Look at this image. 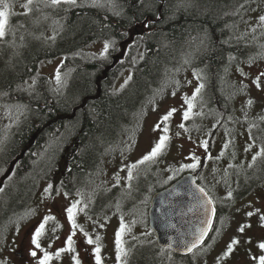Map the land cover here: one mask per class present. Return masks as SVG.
Listing matches in <instances>:
<instances>
[{
    "label": "rangeland",
    "instance_id": "obj_1",
    "mask_svg": "<svg viewBox=\"0 0 264 264\" xmlns=\"http://www.w3.org/2000/svg\"><path fill=\"white\" fill-rule=\"evenodd\" d=\"M11 2L14 12L19 15L20 33L26 34L22 38L11 35L8 38L10 46L35 37L39 28L46 25L61 26V19L49 12L51 0H34L30 12L27 9L20 11L27 0H0V10L6 8L8 17L10 11L6 3ZM248 9L238 24V31L241 35H250L255 43L251 48L253 61L242 68H234L238 72L235 73L233 89L238 95L228 103L231 106L228 120L221 117L208 91L195 92L200 82L195 68L179 65L136 114L135 124L124 136L119 138V129L114 125L99 139V145L107 146V149H102L100 156L92 161V168L85 170L84 178L78 180L80 184L69 181L67 188L58 178L40 183L31 206L23 212L18 211L14 217L21 214L19 221L11 226L8 239L1 243L0 263L39 264V260L48 253V264H77V261L79 264H96L94 249L98 244L102 264H260L259 257L264 256V249L259 247L264 242V220H261L264 216V184H257L246 201L235 200L255 185L261 176L264 177V156L253 161V156L264 147V76L261 75L264 73V22L259 20L264 15V0H255ZM53 31V26H49L44 33L52 34ZM106 43L96 42L90 51L102 55ZM107 45L112 51L110 43ZM111 46L117 51L121 45ZM206 49L200 37L199 40L186 41V44L173 48V56L178 59L174 62L179 64L184 54L193 62ZM61 61L59 58L44 60L38 68V73L46 75L56 88L67 83L70 76L59 78ZM173 66H169L168 72ZM204 71L207 76L205 68ZM258 76L259 87L254 83ZM129 78L130 70L126 69L116 79V85L123 86ZM64 91L68 89L64 87ZM186 98L193 104L187 119L184 118V112L188 110ZM172 109L175 111L165 121L163 117ZM27 112L23 105L17 103L0 108V145L8 139L10 127L16 125L15 116ZM76 129L64 127L67 136ZM162 135L168 137L164 149L154 159L137 163ZM63 140L52 142L49 149L41 153V160L34 163L35 166L40 165L37 170L44 162L47 170L64 145ZM74 147L75 144L61 150L65 156L60 160V169L66 172H72L71 164L65 161L74 154ZM193 164L195 167H187ZM132 165L136 166L131 168ZM188 170L199 172L200 183L214 201L226 206L207 244L193 251L190 259L157 245L147 218L153 192ZM26 179L12 178L10 185L19 187ZM9 194L2 193L0 200ZM73 204L76 205L75 228L66 211ZM45 217L54 219L45 222ZM12 222L11 219L10 225ZM41 223L45 227L39 237L40 248L36 249L32 238ZM121 224L125 226L121 235L124 251L118 259L116 237ZM241 226H244L242 232L239 231ZM69 236L72 239L70 246L67 243ZM88 239L93 243L89 244ZM233 239L238 243L225 256ZM33 250L37 253L35 257L30 254Z\"/></svg>",
    "mask_w": 264,
    "mask_h": 264
},
{
    "label": "trees",
    "instance_id": "obj_2",
    "mask_svg": "<svg viewBox=\"0 0 264 264\" xmlns=\"http://www.w3.org/2000/svg\"><path fill=\"white\" fill-rule=\"evenodd\" d=\"M254 1L99 0L98 4H80L78 0L74 5L61 2L51 5L49 10L54 17L61 19V26L49 24L39 28L35 37L16 42L15 46L8 45V37L14 34V38H22L26 33H20V22L10 13L5 35L0 37V108L17 103L28 112L15 116L16 125L10 127L8 139L0 145V180L16 158L19 161L12 178L27 179L16 188L5 180L0 188V198L2 193H11L0 200V248L10 236L11 226L19 221L21 214L14 218L15 215L31 206L43 180L59 178L65 186L69 181L80 184L78 180L84 178L85 170L92 168V161L104 149L99 145V139L114 125L119 130L124 125L121 132L125 131L146 99L171 77L174 67L183 64L174 62L178 61L173 56L175 46L199 40V37L204 41L207 49L195 60L200 81L203 80V91L209 92L207 94L217 106L226 107L231 103L234 99L232 91L224 88L225 82L221 86V82L228 74L231 62H247L253 56L251 48L255 43L247 33L239 36L238 24ZM12 6L11 2L9 7ZM49 26H53L54 31L45 34L44 30ZM135 30L137 36L113 68L106 69L114 60L115 51L107 49L103 56L90 51L91 46L99 41L110 43L113 50L111 44L126 40ZM186 57L184 54L180 60H187ZM54 58L62 59L60 75L70 74L67 83H61L59 89L46 75L38 73L42 61ZM172 64L174 66L168 72ZM204 68L207 70L205 80ZM126 69L131 72L130 78L121 88H116V78ZM64 87L68 91L63 93ZM95 88L102 92L97 107L87 117H80L81 109L78 110L76 122L81 126L70 135L73 138L67 143L72 146L80 140V145L74 147L72 162L68 160L73 173L64 170L65 175L59 173L60 156L51 160L47 170L43 165L46 162L37 170L40 165L34 163L41 160V153L46 151L50 140H68L70 137H64V127L73 126L69 125L70 120L66 119L68 122L64 126L52 125L51 119L56 116V111L62 110L65 117H70L74 105L79 108L84 95L93 94ZM191 256L185 257L190 259Z\"/></svg>",
    "mask_w": 264,
    "mask_h": 264
},
{
    "label": "water",
    "instance_id": "obj_3",
    "mask_svg": "<svg viewBox=\"0 0 264 264\" xmlns=\"http://www.w3.org/2000/svg\"><path fill=\"white\" fill-rule=\"evenodd\" d=\"M209 198L211 204H206ZM215 215L214 201L194 172H185L156 191L148 209L149 225L155 232L157 243L167 247L172 245L171 248L182 255L188 252L181 242L193 239L198 229L205 226L203 222L210 220L203 240L205 242L212 230Z\"/></svg>",
    "mask_w": 264,
    "mask_h": 264
},
{
    "label": "snow or ice",
    "instance_id": "obj_4",
    "mask_svg": "<svg viewBox=\"0 0 264 264\" xmlns=\"http://www.w3.org/2000/svg\"><path fill=\"white\" fill-rule=\"evenodd\" d=\"M34 0H27V3L24 5V7L28 10V12L31 11V5L33 4ZM61 2H64V3H67L69 5H74L76 3V0H51V4L52 6H56L58 4H60ZM99 3V0H93V4H98ZM27 14V13H25ZM259 20L261 22H264V15H261L259 17ZM8 23V13H7V9H3V10H0V37H3L5 35V28H6V25ZM107 49H108V45L107 43L105 44V49L104 51L107 52ZM252 61V58H250V62ZM262 76H264V73H261ZM259 80H260V77L258 76L256 81H254V83H256L257 87H259ZM203 88V84H201L199 87L196 88L195 92L196 93H199L200 90ZM186 103L188 104V110L184 112V118L187 119L191 113V109L193 107V104H192V100L191 99H187L186 98ZM249 104L252 103V101H249L248 102ZM175 109H172L170 110L167 115H165L163 117V119L166 121L169 119V117L172 115V112H174ZM182 126V125H181ZM157 128H159V125H157ZM164 132L166 133L167 132V128L164 129ZM168 140V137L167 135H162L159 139V141L152 147L151 151L149 153H147L146 155H144L140 161H137V163H144L145 161H150L152 159H154L165 147V143L166 141ZM259 156H264V147H262L260 149L259 152L256 153V155L253 156V161H255L257 159V157ZM136 165H132L131 168H134ZM187 167H195V165H187ZM131 168L129 169V177H131L132 175V172H131ZM49 188H51V185H49ZM49 189H45V191H48ZM0 191H2V189H0ZM201 192H203V189L200 190ZM207 194L205 193V196ZM229 196H231V192H229ZM206 204H211V199L209 198L208 200H206L205 202ZM76 210V205L73 204L71 207H69L66 211H67V214H68V219L69 221H72L73 222V227L75 228L76 225L74 223V212ZM249 216L252 215V213H248ZM45 222L49 219H54L53 217H45ZM261 220H264V216L261 217ZM204 227H201L198 229V231L194 234L193 236V239L191 240H187V241H182V247L183 249L188 252V253H191L193 252L194 249H196L200 244L203 243V240H204V236L207 234L208 232V225H210L211 221L210 220H205L204 222ZM44 227H45V224L44 223H41L39 225V227L36 229L34 235H33V238H32V243L35 245V248L36 249H39L40 248V243H39V237L43 234V231H44ZM124 228L125 226L123 224H121V228L120 230H118L117 232V237H116V244H117V258L120 259L121 257V254L122 252L124 251L122 248H121V235L124 231ZM244 230V226H241V228L239 229V231H243ZM100 238L97 237V240H99ZM89 244L93 243V241L91 239H88L87 241ZM67 243L69 244V246L71 245L72 243V239H71V236H69L68 238V241ZM238 241L236 239H233L231 241V243L228 245V248H227V251L224 253V255H228L229 253H231L232 251V248H233V245L237 244ZM169 248L172 247V245H168ZM260 248L264 249V242L260 243L259 245ZM69 250L70 247H69ZM60 251H63V249H61ZM95 251V259H96V264H102V258L100 256V246L97 244V246L95 247L94 249ZM33 257H35L37 255L36 251L33 250L31 253H30ZM59 254V253H57ZM50 259V256L48 253H45L43 258H41L39 260V264H48V261ZM259 261H260V264H264V256H261L259 257ZM77 264H79V261H77Z\"/></svg>",
    "mask_w": 264,
    "mask_h": 264
},
{
    "label": "flooded vegetation",
    "instance_id": "obj_5",
    "mask_svg": "<svg viewBox=\"0 0 264 264\" xmlns=\"http://www.w3.org/2000/svg\"><path fill=\"white\" fill-rule=\"evenodd\" d=\"M8 6L9 4L6 3ZM12 10V9H11ZM4 47V45H3ZM103 71V70H102ZM102 74V72L100 73ZM100 76V75H98ZM105 78V77H103ZM97 80V79H96ZM117 88H119L120 86L116 85ZM95 92L93 94H87V95H84L85 99L83 100L82 104L80 105V107L78 108V106L74 105V111H72V114L70 117H65L66 113H63L62 110H58L56 111V116L53 117L51 120H52V125L55 124V126H61V125H65V123H67L69 120H70V124H73L72 128L73 129H76L78 127L81 126V124L79 125L77 122V120L79 119V117H77V113H79L80 111H78L79 109H81V113H80V117L83 116V117H87L88 116V113L90 111H92L93 109H95L97 107L96 105V102L101 98L102 96V92L99 88H95ZM93 112V111H92ZM66 119H68V121H66ZM77 121V122H76ZM80 121V120H79ZM62 126V127H63ZM77 131V129L75 130ZM75 139H78V138H75ZM80 140L77 141V146L80 145ZM66 162V161H65ZM233 179V178H232ZM231 179V180H232ZM260 180L258 182H262V180H264V177L261 176L259 178ZM256 183L255 185H253L251 188H249L248 190H246L243 194L241 195H238L237 196V199H235L236 201L238 200H241V201H246L250 195L252 194V189L256 188L257 187V184L259 183ZM229 203L227 205V208H229ZM225 208L226 206L224 204H217L216 203V216H215V226L217 225V223L219 222L220 218L224 215V212H225ZM224 210V211H223ZM227 210V209H226ZM214 226V228H215Z\"/></svg>",
    "mask_w": 264,
    "mask_h": 264
}]
</instances>
